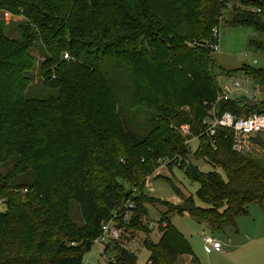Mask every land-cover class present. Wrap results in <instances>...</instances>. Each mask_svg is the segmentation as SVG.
Returning <instances> with one entry per match:
<instances>
[{"label": "trees", "instance_id": "1", "mask_svg": "<svg viewBox=\"0 0 264 264\" xmlns=\"http://www.w3.org/2000/svg\"><path fill=\"white\" fill-rule=\"evenodd\" d=\"M2 13L22 20L19 39L0 24V264H83L110 220L147 233L145 204L180 212L144 194L164 162L191 180V158L222 170L224 178L196 168L192 180L203 207L188 214L212 229L235 227L249 204L263 205L264 134L237 153L227 129L209 136L203 122L213 105L216 119L264 114V101L254 108L242 97L217 101L210 48L223 21L264 32V1L0 0ZM37 43L38 64L30 54ZM248 46L264 54L263 44ZM37 66L54 94L27 98ZM237 71L264 88L263 70L244 65L224 74ZM160 221L159 240L142 242L145 264H184V256L196 264L185 236ZM135 262L119 248L105 264Z\"/></svg>", "mask_w": 264, "mask_h": 264}, {"label": "rangeland", "instance_id": "2", "mask_svg": "<svg viewBox=\"0 0 264 264\" xmlns=\"http://www.w3.org/2000/svg\"><path fill=\"white\" fill-rule=\"evenodd\" d=\"M237 2L234 4L238 7ZM225 18H228L227 13L224 15V20ZM20 20L22 19L14 18L7 13L0 14V24L5 36L10 39L20 38ZM218 40L219 50L213 54L216 64L214 73L217 75L218 84H224L231 88L232 84L237 82L239 87L234 91V96L240 95L245 99L264 101V88L258 87L241 72L237 71L231 75L224 74L236 71L244 65L264 71V54L248 46L250 41L264 45V32H259L251 27H230L223 21L218 28ZM30 54L38 64L42 59L43 50L37 43ZM37 68L38 66L31 73V83L25 94L27 98H44L54 94L41 85L37 76ZM197 146V139L188 142L191 154ZM191 162L201 173L215 171L223 178L225 176L221 169L214 168L204 161H195L191 158ZM166 163L168 162L162 163L159 166L161 169L158 168L147 178L143 189L144 194L148 198L159 200L169 206L180 207L178 208L180 212L171 213L169 207L167 208L162 203L145 204L148 212L147 218L144 220L145 225L148 226L147 233L122 228V236L119 241H105L104 243L98 241L101 237L100 234L94 240L91 251L84 255L83 264H105L114 259L119 248H124L133 254L136 257L135 264H145L149 252L143 247L142 242L144 239H148L152 243L159 240L160 228L165 225L160 219L164 216L188 240L199 264H264V203L263 205L249 204L247 215L235 219V227L225 225L221 230L212 229L206 223H201L182 211L184 202L190 209L193 206L203 207L196 196V191L199 188L198 183L192 181L183 170L176 166L167 167ZM159 171L165 177L161 178L159 174L155 175ZM174 188L178 189L182 195L179 196ZM189 197L192 198V203L188 202ZM204 236L220 243L221 252L219 254L213 250L209 252L205 250ZM104 247L107 252L103 256ZM189 259V256H184L183 263L185 264V261H189Z\"/></svg>", "mask_w": 264, "mask_h": 264}, {"label": "built area", "instance_id": "3", "mask_svg": "<svg viewBox=\"0 0 264 264\" xmlns=\"http://www.w3.org/2000/svg\"><path fill=\"white\" fill-rule=\"evenodd\" d=\"M213 43L210 45L211 50L215 53L219 50V40H218V28H214L212 31ZM66 59L67 56L65 55ZM220 92L217 97L219 100H230L241 98L240 95L234 96V91L239 87L237 82L232 84L230 88L224 84H218ZM254 100V99H252ZM214 105L209 111V119H206L203 123L206 125V133L209 136H213L218 128L227 129L233 138V149L237 153H245L251 148L250 139L257 134H264V114L262 115H249L246 117H236L231 114H224L220 119L213 117ZM180 133L184 136L188 134V127L182 126L180 128ZM0 200V205H1ZM128 207H131L129 205ZM129 213L123 216V221L127 222L129 219ZM122 228L114 220H110L101 225V237L98 240L101 243L105 241L117 242L121 239ZM204 247L207 252L221 250V245L218 241L212 240L211 238L204 236Z\"/></svg>", "mask_w": 264, "mask_h": 264}, {"label": "water", "instance_id": "4", "mask_svg": "<svg viewBox=\"0 0 264 264\" xmlns=\"http://www.w3.org/2000/svg\"><path fill=\"white\" fill-rule=\"evenodd\" d=\"M257 104H258V102L255 101V100L246 99L244 106H246L248 108H254V107L257 106ZM188 170H189V173H190V176H191L192 180H196L198 173H197L196 167L193 165L192 162H188ZM182 211L185 212V213H189L190 212V208H189V206L187 205L186 202L183 203Z\"/></svg>", "mask_w": 264, "mask_h": 264}, {"label": "crops", "instance_id": "5", "mask_svg": "<svg viewBox=\"0 0 264 264\" xmlns=\"http://www.w3.org/2000/svg\"><path fill=\"white\" fill-rule=\"evenodd\" d=\"M159 169H161V168H159ZM160 173H162L161 171H159V173H155V175H157V174H159V177H161V178H163V177H165V176H163L162 174H160ZM148 183V182H147ZM201 223H203V222H201ZM205 223V222H204ZM209 226V225H208ZM193 252V251H192ZM215 253H220L221 252V250L219 251V252H216V251H214ZM193 255H194V253H193ZM196 258V257H195ZM185 261V260H184ZM185 264H192L191 263V258L189 259V261H185ZM196 264H199L198 263V260H197V258H196Z\"/></svg>", "mask_w": 264, "mask_h": 264}]
</instances>
